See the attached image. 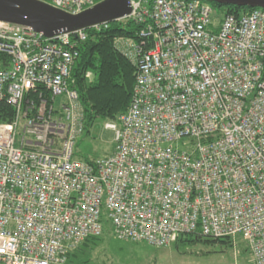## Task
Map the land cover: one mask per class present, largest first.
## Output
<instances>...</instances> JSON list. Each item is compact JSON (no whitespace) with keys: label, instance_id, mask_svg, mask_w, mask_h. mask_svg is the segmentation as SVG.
Masks as SVG:
<instances>
[{"label":"built area","instance_id":"built-area-1","mask_svg":"<svg viewBox=\"0 0 264 264\" xmlns=\"http://www.w3.org/2000/svg\"><path fill=\"white\" fill-rule=\"evenodd\" d=\"M38 1L76 14L103 0ZM127 1L118 21L139 25V40L117 45L135 83L105 124L115 147L102 158L76 156L85 116L72 69L110 22L47 37L0 20V117L13 109L0 120V264H65L102 236L103 211L121 240L241 237L264 264V9Z\"/></svg>","mask_w":264,"mask_h":264},{"label":"trees","instance_id":"trees-1","mask_svg":"<svg viewBox=\"0 0 264 264\" xmlns=\"http://www.w3.org/2000/svg\"><path fill=\"white\" fill-rule=\"evenodd\" d=\"M210 3L220 14H240L251 9L250 7L224 5L218 2ZM138 30L139 25L132 21L115 20L110 22L107 27H101L98 30L91 29L90 37L80 45V54L72 69V79L84 108L85 130L88 131L97 118L113 120L129 108L135 83L136 66L118 47L117 40L132 38L138 41ZM89 73L90 76H88ZM7 110L5 116L0 117V120L11 118L13 109L8 107ZM190 236L193 235H182L176 242L186 240L231 243L230 239L198 236L190 238ZM99 239L101 236L87 238L69 254L68 260L78 259L82 254L80 263H88L90 248L99 243Z\"/></svg>","mask_w":264,"mask_h":264},{"label":"rangeland","instance_id":"rangeland-1","mask_svg":"<svg viewBox=\"0 0 264 264\" xmlns=\"http://www.w3.org/2000/svg\"><path fill=\"white\" fill-rule=\"evenodd\" d=\"M63 96L58 97L61 102ZM111 121V120H108ZM107 120L97 118L88 131L78 138L76 156L79 159L102 158L111 154L115 147L114 133L105 127ZM103 211L104 232L99 243L92 245L90 260L86 264H251L252 254L247 243H207L205 241H178L168 247H155L145 242L125 241L117 238L113 225ZM193 236H190V238ZM186 238V237H185ZM80 258L65 264H83Z\"/></svg>","mask_w":264,"mask_h":264},{"label":"water","instance_id":"water-1","mask_svg":"<svg viewBox=\"0 0 264 264\" xmlns=\"http://www.w3.org/2000/svg\"><path fill=\"white\" fill-rule=\"evenodd\" d=\"M224 5L262 8L264 0H205ZM131 12L127 0H103L80 13H70L38 0H0V20L27 25L52 37L60 30L73 31L113 22Z\"/></svg>","mask_w":264,"mask_h":264}]
</instances>
